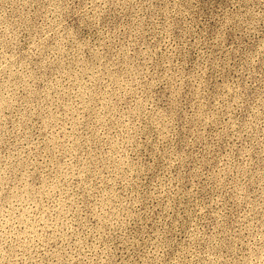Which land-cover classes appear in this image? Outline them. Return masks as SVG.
Here are the masks:
<instances>
[{"label":"clouds","instance_id":"9594fccd","mask_svg":"<svg viewBox=\"0 0 264 264\" xmlns=\"http://www.w3.org/2000/svg\"><path fill=\"white\" fill-rule=\"evenodd\" d=\"M0 264H264V0H0Z\"/></svg>","mask_w":264,"mask_h":264}]
</instances>
